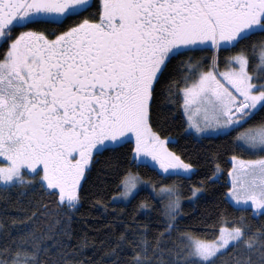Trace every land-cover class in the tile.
<instances>
[{
    "label": "snow or ice",
    "instance_id": "1",
    "mask_svg": "<svg viewBox=\"0 0 264 264\" xmlns=\"http://www.w3.org/2000/svg\"><path fill=\"white\" fill-rule=\"evenodd\" d=\"M89 6V0H0V186L7 190L25 185L56 198V211L44 205L41 213L56 217L47 232L38 233L26 222L39 209L11 218L13 225H24L16 235L5 231L0 219V232L7 238L0 243V264H61L62 255L54 262L42 259L50 252L46 239L52 238L53 229L71 235L81 180L94 157L130 145L133 137V160L151 157L165 173L190 177L193 165L165 146L175 141L161 139L152 127V109L166 70L177 56L236 49L264 34V0H101L95 17L62 31L35 27L63 25ZM257 51L250 66L247 50L239 49L224 61L223 72L217 55L204 71V64L189 59L184 87L177 85L173 93V81L168 92L183 100L190 129L204 133L222 124L235 130L264 112V43L252 46L253 54ZM201 112L204 123L194 118ZM238 139L260 158L232 157L236 163L229 173L230 198L242 203V210L253 208L264 215V120ZM139 183L135 174L124 175L121 197L133 196ZM199 191L194 188L192 195ZM159 194L167 199L164 232L153 242L146 231L139 239L121 233L112 251L122 243L133 245L126 264H216L221 250L229 247L246 256L235 264H264V231L253 234L241 221L221 226L214 240L194 238L179 232L178 190L164 186ZM61 216L66 218L63 223ZM173 232H179L176 241L171 240ZM165 234L170 245L164 243ZM80 246H87L86 236ZM73 264L86 262L76 259Z\"/></svg>",
    "mask_w": 264,
    "mask_h": 264
},
{
    "label": "trees",
    "instance_id": "2",
    "mask_svg": "<svg viewBox=\"0 0 264 264\" xmlns=\"http://www.w3.org/2000/svg\"><path fill=\"white\" fill-rule=\"evenodd\" d=\"M89 5L81 16L72 17L63 25L43 23L35 27L48 33L62 31L69 25L79 22L80 19L95 17L100 7V0H91ZM261 43H264V34L258 33L249 40L241 42L236 49L229 48L224 52L232 55L239 49H246L251 66L254 64L252 46H259ZM213 55V50L208 49L177 56L161 80L152 109L153 131L157 132L161 139L175 141L167 143L166 147L186 163L193 165L190 177L162 175L149 162L146 165L136 163L131 152L132 143L115 152L106 151L95 156L90 170H86L81 181V199L78 210L72 214L71 235H59L56 234L57 230L53 229L52 238L45 241L50 245L49 255L42 259L54 262L62 255L65 259L61 264H73L76 259L83 260L86 264H126L132 258L133 245L122 243L121 248H117L115 253L112 251L121 233H125L130 239H139V234L146 231L148 240L153 242V238L164 232L166 222L164 200L155 197L149 190L140 189L127 203L112 202V198L121 191V179L129 172L139 176L156 190L164 186L178 190L182 201L181 212L177 218L179 232H189L194 238L201 240H214L221 226H230L241 221L253 234L258 235L257 230L264 231V215L254 214L250 209L244 211L242 208H236L227 199L232 157L244 160L260 158L258 154L243 149L238 143V137L243 129L255 126L264 120V112L249 119L242 128L230 130L222 135L196 138L186 132V121L181 109L182 100L168 92V85L173 81H175L173 93L176 92L177 85L180 89L184 87L182 81L187 75L186 65L190 58L193 63L204 64L205 66L201 68V71H204L208 70ZM217 165L219 171H216ZM194 188L200 191L190 200ZM55 200L56 198L48 196L38 188L18 185L16 188L5 190L0 186V219L5 221V231L16 235L24 225L19 223L13 225L11 218H24L39 209L37 211L39 219L33 217L26 222L38 233L47 232L49 224L54 223L56 217L43 216L41 213L45 211L44 205L54 213ZM142 204L147 206L142 208ZM22 208H27L28 211H21ZM60 219L63 223L66 218L61 216ZM179 232H173L172 241H176ZM85 236L87 246L81 247ZM5 239L7 238L0 232V243ZM57 241L62 242V246ZM164 243L171 244L167 234ZM223 253V255L218 254L216 264H235L238 258L246 259L243 252L235 251L231 247ZM164 258L167 259V253Z\"/></svg>",
    "mask_w": 264,
    "mask_h": 264
},
{
    "label": "rangeland",
    "instance_id": "3",
    "mask_svg": "<svg viewBox=\"0 0 264 264\" xmlns=\"http://www.w3.org/2000/svg\"><path fill=\"white\" fill-rule=\"evenodd\" d=\"M91 3V0H89V4ZM100 4H101V0H100ZM227 49H229V48H227ZM227 49H224V48H222V49H220L218 52H217V50H215V49H212L213 50V53H214V55H217L218 57H219V71L220 72H223V71H225V66H224V61L225 60H227V59H229L230 57H232V56H234L235 54H230V53H228V52H224V50H227ZM259 53H258V51H257V53L256 54H252V56H253V59H254V56L255 55H258ZM207 70V69H206ZM223 82V81H222ZM182 95H183V93H182V91H181V97H182ZM182 100V99H181ZM182 108V114H186L185 112H184V108H183V100H182V106H181ZM186 117H187V127H186V132L187 133H190V134H192V135H194L196 138H201V137H205V136H217V135H222V134H225V133H227V132H229L230 130H232V126L231 125H228V126H225V125H220V126H216V127H210V128H208V129H206V131L204 132V133H195V131L193 130V129H190L189 128V126H188V116H187V114H186ZM194 118H197V119H199L200 121H201V123H204V120H203V113L201 112L200 114H198L196 117H194ZM209 123H214V121L210 118V120H209ZM247 128H249V127H247ZM247 128H245V129H247ZM245 129H243L241 132H243ZM165 141H168V140H171V139H164ZM238 143H239V145L241 146V144H242V141H240L239 139H238ZM132 144H133V147H134V144H135V138L133 137V139H132ZM167 144V143H166ZM166 146V145H165ZM243 149H245L244 147H242ZM246 150V149H245ZM247 151V150H246ZM248 152V151H247ZM250 152V151H249ZM133 155H134V153H133ZM239 159V158H238ZM257 159H259V158H257ZM0 160H2V158H0ZM140 160H145L146 162H149V163H151L153 166H155L156 168H157V170L159 171V172H161L162 173V175L164 174V175H166V174H168V173H165L164 172V170L163 169H161L160 167H159V163L158 162H156V161H153L152 159H151V157H144V156H139V157H137V159L136 160H133V161H135L136 163H140ZM239 160H244V159H239ZM244 161H248V160H244ZM231 162H232V167H231V170H232V168H233V165L236 163V161H233L232 159H231ZM230 170V171H231ZM169 171H172V170H169ZM137 176V175H136ZM137 177H139V176H137ZM185 177V176H184ZM139 180H140V183L137 185V189L135 190V192H134V195L137 193V191H139L140 189H147V190H149L155 197H157V198H162L163 200H164V206H163V208H164V210H165V205L167 204V199H166V197H163V196H161L160 194H159V190L160 189H158V190H156V189H154L153 187H151V185L148 183V182H146V181H144L143 179H141L140 177H139ZM82 181V180H81ZM231 182H232V177L229 175V184H230V187H231ZM121 191H122V188H121ZM120 191V192H121ZM133 195V196H134ZM133 196H130V197H121V195H120V193L119 194H117V195H115L113 198H112V202L113 203H127ZM230 196H231V194H230V192H228V194H227V199L229 200V202L234 206V207H236V208H242V203H241V205H237L236 204V202H235V200L234 199H231L230 198ZM194 198V196L193 197H191V199L190 200H192ZM181 200H180V204H181ZM249 203H251V202H249ZM248 209H250L251 211H252V213H256V211L257 210H255V209H253V208H248ZM164 218H165V221H167V217L164 215ZM225 250H221V252H224Z\"/></svg>",
    "mask_w": 264,
    "mask_h": 264
},
{
    "label": "crops",
    "instance_id": "4",
    "mask_svg": "<svg viewBox=\"0 0 264 264\" xmlns=\"http://www.w3.org/2000/svg\"><path fill=\"white\" fill-rule=\"evenodd\" d=\"M184 115V118H185V121H186V127H187V117H186V114H183Z\"/></svg>",
    "mask_w": 264,
    "mask_h": 264
}]
</instances>
